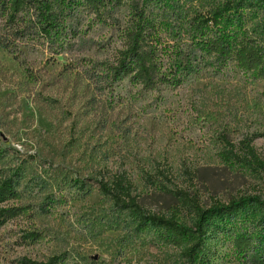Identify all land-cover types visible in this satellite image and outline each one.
<instances>
[{"label": "rangeland", "instance_id": "rangeland-1", "mask_svg": "<svg viewBox=\"0 0 264 264\" xmlns=\"http://www.w3.org/2000/svg\"><path fill=\"white\" fill-rule=\"evenodd\" d=\"M135 1L158 21L172 13L165 0ZM130 11L127 4L116 17L124 23ZM255 15L247 28L259 29ZM116 27L90 15L80 38L0 45V179L18 181V197L0 204L18 212L0 225V264L54 256L59 264H191L182 248L144 231L136 212L104 195L101 181L123 178L146 214L189 227L197 207L264 201V167L251 168L243 147L253 146L264 163V78L206 68L181 86L145 89L120 75ZM259 214L251 205L246 217L212 227L208 263L250 264L235 254L229 233L256 235Z\"/></svg>", "mask_w": 264, "mask_h": 264}, {"label": "trees", "instance_id": "trees-1", "mask_svg": "<svg viewBox=\"0 0 264 264\" xmlns=\"http://www.w3.org/2000/svg\"><path fill=\"white\" fill-rule=\"evenodd\" d=\"M196 1L165 0L172 13L158 21L145 2L141 6L135 0H0V45L10 50L16 41L28 38L56 45L65 42L68 33L74 39L80 38L86 16L93 15L99 22L117 26L122 33L123 45L116 58L120 75L145 89L181 86L190 74H199L206 68L222 71L232 67L255 80L264 78V0H226L206 11H190L187 4ZM127 4L130 15L122 23L116 13ZM260 13L259 29L247 28L248 22ZM165 46L174 59L172 64L170 59L165 61ZM243 147L250 167L263 168L255 148L249 143H243ZM17 182L13 176L0 179V204L18 197ZM99 183L104 195L136 212L144 231L153 233L165 244L182 248L191 264H209L206 242L212 235L211 228L246 217L248 206L252 205L260 212L259 232L254 235L241 228L229 236L237 256L250 264H264V201L250 198L215 204L208 209L197 207L196 222L189 227L175 216L146 214L130 197L123 178ZM78 185L84 186L80 182ZM17 216L16 209H0V225ZM60 259L54 256L38 264H59Z\"/></svg>", "mask_w": 264, "mask_h": 264}]
</instances>
